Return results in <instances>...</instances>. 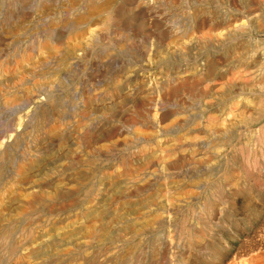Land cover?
Returning a JSON list of instances; mask_svg holds the SVG:
<instances>
[{"label":"rangeland","instance_id":"1","mask_svg":"<svg viewBox=\"0 0 264 264\" xmlns=\"http://www.w3.org/2000/svg\"><path fill=\"white\" fill-rule=\"evenodd\" d=\"M87 1L0 0V264H224L260 233L264 187L241 181L202 241L164 257L148 228L137 255L134 224L154 193L164 203L168 175L192 176L185 150L166 154L179 128L170 134L153 114H180L184 95L168 86L185 66L203 68L195 23L229 18L231 3ZM218 49L206 50L211 60ZM39 193L52 198L26 204Z\"/></svg>","mask_w":264,"mask_h":264},{"label":"bare ground","instance_id":"2","mask_svg":"<svg viewBox=\"0 0 264 264\" xmlns=\"http://www.w3.org/2000/svg\"><path fill=\"white\" fill-rule=\"evenodd\" d=\"M228 2L234 11L229 18L212 19L209 23L201 15L195 23L196 41L204 50L203 68L185 66L177 84L168 86L169 97L178 90L184 95L180 114L174 116L168 111L153 114L157 125L168 121L165 131L170 134L175 128L180 131L178 141L168 139L166 154L170 152L175 157L178 149L185 150H181L183 154L178 159L192 161L194 166L188 179L178 180L168 175L164 203H157L154 193L151 203L155 202V206L150 214L136 216L134 228L138 239L134 246L138 256L143 250L140 236L145 228L149 234L153 232L158 234L157 238L164 239L159 247L160 256L164 257L177 243L191 246L202 241L211 231L217 213L222 217L226 194L235 193L241 181L256 188L264 187L263 172H260V165H264V122H261L264 118V0ZM40 48L49 52L52 46L43 43ZM217 48L222 52H214L211 60V53L207 54L206 50ZM24 60L28 61L29 56L21 59ZM193 99L196 101L191 102ZM251 140L257 147L253 154L245 150ZM18 170L25 172V165ZM46 197L52 198V195L39 193L28 198L26 204H35ZM262 226L255 237L243 239L246 251L224 264H264V249L257 251L254 247L257 239H264ZM14 247L10 246L11 254L16 252ZM153 247L151 244L154 251Z\"/></svg>","mask_w":264,"mask_h":264}]
</instances>
